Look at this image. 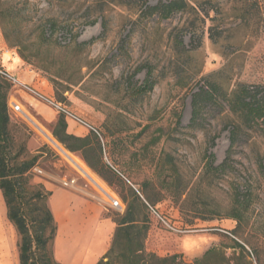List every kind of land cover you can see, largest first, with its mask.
Returning <instances> with one entry per match:
<instances>
[{
    "label": "rangeland",
    "instance_id": "1",
    "mask_svg": "<svg viewBox=\"0 0 264 264\" xmlns=\"http://www.w3.org/2000/svg\"><path fill=\"white\" fill-rule=\"evenodd\" d=\"M184 1L160 19L146 10L157 0H0V72L32 78L26 89L6 77L8 101L27 116L9 110V158L34 160L24 208L41 215L45 185L104 203L43 133L121 201L53 137L62 115L51 101L95 131L65 120L76 137L94 134L103 164L154 209L146 252L192 263L230 238L264 264V123L244 119L239 94L264 98V0ZM211 85L220 96L192 122L193 95Z\"/></svg>",
    "mask_w": 264,
    "mask_h": 264
},
{
    "label": "trees",
    "instance_id": "2",
    "mask_svg": "<svg viewBox=\"0 0 264 264\" xmlns=\"http://www.w3.org/2000/svg\"><path fill=\"white\" fill-rule=\"evenodd\" d=\"M185 8L184 0H157L155 6H146L150 14H156L160 19H168ZM3 74L0 73V193L6 207L7 220L13 225L18 237L19 264H59L53 256L56 225L47 205L50 193L45 192L42 186L39 187L40 192L36 199L38 203L42 202L37 210L41 215L31 218L24 208L23 200L29 183L27 174L33 168L34 160L17 164L12 163L9 158L11 119L8 93L11 84ZM239 94L244 119L248 123H264V98L255 96L253 100H248L247 89H240ZM218 96L220 92L212 85L195 93L192 97L191 121L194 122L198 117L202 102ZM52 135L69 152L80 153L88 168L101 179L120 189V198L125 209L122 214H113L112 219L109 217L116 228L109 251L97 264H250L245 248L227 237L230 246L211 247L192 263H184L176 255L161 258L146 252L144 242L149 231L147 213L154 209L144 202L138 192L127 186L115 172L103 164L96 136L93 134L79 138L68 134L67 124L62 116L53 126ZM234 135V132L230 135V146L235 142ZM210 165L212 167V163ZM32 222L36 226H32ZM226 250L231 252L227 254Z\"/></svg>",
    "mask_w": 264,
    "mask_h": 264
},
{
    "label": "crops",
    "instance_id": "3",
    "mask_svg": "<svg viewBox=\"0 0 264 264\" xmlns=\"http://www.w3.org/2000/svg\"><path fill=\"white\" fill-rule=\"evenodd\" d=\"M10 67L9 75L22 84L32 78ZM15 74L17 77H15ZM25 83V84H26ZM67 133L75 135L67 126ZM48 208L56 225L53 256L59 264H97L109 251L115 223L105 214L106 204L59 187L47 186ZM0 264H19L18 237L0 205Z\"/></svg>",
    "mask_w": 264,
    "mask_h": 264
},
{
    "label": "built area",
    "instance_id": "4",
    "mask_svg": "<svg viewBox=\"0 0 264 264\" xmlns=\"http://www.w3.org/2000/svg\"><path fill=\"white\" fill-rule=\"evenodd\" d=\"M1 74H3L2 72H0ZM5 77H7L9 80L13 81L15 84L19 85V86H23L25 87L24 84H22L21 82H19L18 80L6 75V74H3ZM26 88V87H25ZM27 89V88H26ZM48 103L55 109V111L58 113V114H61L62 117L65 119V120H70L74 123H78L88 129H90L91 131L95 132L92 128H90L88 125L84 124L78 117H76L74 114H72L70 111H68L66 108H64L63 106H61V104H57L55 102H51V101H48ZM8 109L14 113V114H19V115H23L25 118H27V116L23 113L21 107L19 105H17L16 103L14 102H9L8 101ZM44 138L48 137L49 134H46V133H43ZM50 137V136H49ZM51 138V137H50ZM59 146V145H58ZM60 147V146H59ZM56 148V147H55ZM61 148V147H60ZM62 149V148H61ZM57 150V148H56ZM83 177V176H81ZM84 178V177H83ZM85 180H87L86 178H84ZM76 183V180L75 179H63L61 181V185L62 187L64 188H70V187H73ZM99 194L102 196V198L104 199L103 202L107 205V207L109 209H112L118 213H123L124 212V205L122 204V202L117 198V197H111L110 195H108L107 193L105 192H101V191H98ZM151 211L153 213H155V211H153L151 209Z\"/></svg>",
    "mask_w": 264,
    "mask_h": 264
},
{
    "label": "bare ground",
    "instance_id": "5",
    "mask_svg": "<svg viewBox=\"0 0 264 264\" xmlns=\"http://www.w3.org/2000/svg\"><path fill=\"white\" fill-rule=\"evenodd\" d=\"M46 139L57 148V150L65 157V159L73 166V168L87 181L96 188L97 191L105 192L111 197L113 196L111 192L107 189L105 184L99 180L95 175H93L87 167L80 160L70 157L63 149H61L49 136ZM50 144V145H51Z\"/></svg>",
    "mask_w": 264,
    "mask_h": 264
}]
</instances>
